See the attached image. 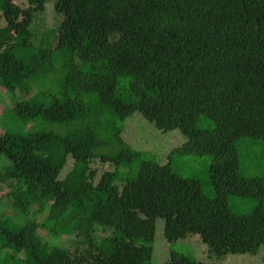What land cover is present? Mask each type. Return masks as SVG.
Returning a JSON list of instances; mask_svg holds the SVG:
<instances>
[{
    "label": "trees",
    "instance_id": "obj_1",
    "mask_svg": "<svg viewBox=\"0 0 264 264\" xmlns=\"http://www.w3.org/2000/svg\"><path fill=\"white\" fill-rule=\"evenodd\" d=\"M48 3L62 22L37 44ZM0 92L19 93L11 114L32 125L0 133V202L24 222L0 216V264H151L157 220L167 247L200 242L215 262L171 250L168 264L264 245V181L242 175L237 148L264 144V0H0ZM134 114L184 138L167 164L121 138ZM173 156L210 158L213 198L173 173ZM95 160L109 167L101 177ZM230 197L258 205L236 216ZM31 213L51 236H75L73 248L42 244ZM96 229L111 235L97 244Z\"/></svg>",
    "mask_w": 264,
    "mask_h": 264
},
{
    "label": "rangeland",
    "instance_id": "obj_2",
    "mask_svg": "<svg viewBox=\"0 0 264 264\" xmlns=\"http://www.w3.org/2000/svg\"><path fill=\"white\" fill-rule=\"evenodd\" d=\"M62 22V17L58 16L51 3L46 4L45 11L35 15L31 27L33 34L32 40L37 44L46 43L47 34L56 29ZM57 70L61 64H56ZM62 73V72H61ZM63 75V74H62ZM54 80L51 79L50 82ZM58 84V83H57ZM20 95L18 92L14 94H1L0 92V133H20L28 134L31 124L24 126V121L11 114L13 104L18 102ZM36 127L33 131L54 132L55 127L45 124L44 122L32 121ZM213 124L205 119H202L198 125L201 130H210ZM123 141L130 148L137 152L147 153L149 157L154 156L155 160L160 165H165L169 162V157L172 152L180 148L185 140L178 131L170 133H162L157 131L153 125L148 124L139 114H134L125 122V128L121 135ZM264 144L262 142H254L251 139H242L239 141L237 148L241 155V173L247 178H259L264 181ZM4 161L0 159V169L3 167ZM2 162V164H1ZM73 161L68 159V163L60 176L62 180L65 175L72 169ZM170 166L175 175L186 180H196L202 184L207 197L213 198L214 193L209 185L208 170L210 166L209 157L195 156H173L170 161ZM91 167L98 172L99 177L109 169L103 165L100 160L92 162ZM122 173H127L126 169L121 170ZM119 183H117L118 185ZM122 187V184L118 185ZM229 208L236 216H246L253 212L258 205L257 200L242 199L236 197L229 198ZM264 209V201H263ZM11 202H0V216L9 218L15 225L21 226L24 222L16 216ZM22 218V217H21ZM28 219L38 223L40 229L37 236L42 244L49 249L58 247L61 249H72L76 237L55 238L47 233L44 228L46 215L38 216L31 213ZM164 222L157 220L155 242L153 245V256L151 264H168L170 251H175L181 255L191 257L201 263H215L208 257V249L206 246L199 243L191 242L190 239L178 242L174 247H167L164 244L163 237ZM111 233L102 229H96L93 233L94 240L97 244L110 237ZM216 264H264V245L260 248L258 254L252 256L229 255Z\"/></svg>",
    "mask_w": 264,
    "mask_h": 264
},
{
    "label": "bare ground",
    "instance_id": "obj_3",
    "mask_svg": "<svg viewBox=\"0 0 264 264\" xmlns=\"http://www.w3.org/2000/svg\"><path fill=\"white\" fill-rule=\"evenodd\" d=\"M92 188V187H91Z\"/></svg>",
    "mask_w": 264,
    "mask_h": 264
}]
</instances>
